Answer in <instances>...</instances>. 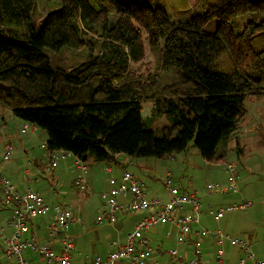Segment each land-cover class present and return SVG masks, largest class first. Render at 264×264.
<instances>
[{
  "label": "trees",
  "instance_id": "obj_1",
  "mask_svg": "<svg viewBox=\"0 0 264 264\" xmlns=\"http://www.w3.org/2000/svg\"><path fill=\"white\" fill-rule=\"evenodd\" d=\"M54 1L58 7L35 20L37 0H0V110L45 131L46 151L109 162L119 153L162 157L192 141L213 161L247 114L244 102L261 100L264 108V46L251 45L264 41V0H198L200 10L179 21L156 2ZM143 38L163 43L151 73L133 66L145 56ZM65 45L85 47L87 58L70 69L53 67L43 48ZM170 68L181 78L155 92L158 72ZM142 100L154 101L172 124L149 129ZM0 203L8 211L1 190Z\"/></svg>",
  "mask_w": 264,
  "mask_h": 264
},
{
  "label": "rangeland",
  "instance_id": "obj_2",
  "mask_svg": "<svg viewBox=\"0 0 264 264\" xmlns=\"http://www.w3.org/2000/svg\"><path fill=\"white\" fill-rule=\"evenodd\" d=\"M130 1H146L147 3H157L162 6L171 19L174 21L188 18L193 12L199 11L198 0H130ZM59 3L54 0H37V9L33 13V18L38 20L40 16L48 11L57 8ZM191 13V14H190ZM216 26V21H211L207 26V30H213ZM233 27H236L235 23ZM145 56L142 61L133 64L134 68L141 67V71L151 73L154 68L155 58L159 48L163 45L159 43L152 46L147 44L143 38ZM252 49L258 50L264 46V41L253 39ZM43 52L49 57L50 64L53 67H62L70 69L87 58V49H75L70 46H61L58 49L43 48ZM145 68H150L145 69ZM181 78V74L173 68L165 71H159L155 79L154 90L158 92L160 87L166 83H171ZM264 99V98H263ZM244 106L248 108V112L241 119L233 137L227 141H222L217 146V155L223 154L222 160L215 159L213 161L204 160L197 147L191 141L188 147L180 152H174L162 157H133L132 162L126 165V169L138 177L146 187L149 196H153L160 201H164L170 186L183 188L189 191L200 190L206 186L208 182H214L215 178L224 175L220 166L221 161L237 160L239 163L238 171V192L225 194H206L202 197L204 212L201 218V223L209 229L220 228L226 233L237 235L248 239L252 248L258 256L264 258V203L259 200L264 196V145L258 146L260 138L264 137V131L259 132L258 126H264V108L262 101L246 100ZM0 114V167L3 169L4 175H7L11 181L18 184L14 185L23 190L24 187L30 186L32 183L35 187H42L43 192L40 193L45 199L51 203L60 204L68 209L72 208L69 203L75 201L78 197L80 201L86 199L88 214L86 216V224L81 230H73L71 227L68 233L73 238L75 249L73 253L82 256L83 259L90 261L95 257H104L108 253L107 243L112 240L110 247L113 248V241L123 238L129 228H122L116 222L103 223L96 225L94 223L97 210L96 207L101 200V194L106 190V176L103 172H99L96 177V184L90 185L91 193L87 197L81 196L82 192L87 193L86 189H81L77 186V176L81 175V169L76 164H73L72 156L65 153L64 160H61L54 168L46 169L42 165H35L34 159H41L44 150L40 148L41 144L46 142L47 134L45 131L38 129L36 133H31L28 129L27 133L20 137L18 134L23 125H30L29 122H22L19 128V120L11 115L10 110L1 109ZM140 112L142 119L147 127L153 131H159L164 127L172 124L171 119L164 113L155 109V103L152 100H142ZM13 116V117H12ZM30 127V126H29ZM21 134H23L21 132ZM33 134V135H32ZM238 136L240 147L243 153H237L233 146ZM31 137V138H30ZM20 139H28V143L20 142ZM23 141V140H22ZM11 146V147H10ZM12 150L9 159H2V155L9 148ZM42 154V155H41ZM87 160V159H86ZM86 160H84L85 165ZM124 161V158L120 159ZM113 164L114 162L111 161ZM47 163V161H46ZM102 168L105 166V161H100ZM112 167V166H111ZM26 169L29 172H26ZM68 169L70 171H68ZM38 181H30L37 180ZM27 181H30L29 183ZM167 186V188L165 187ZM167 192H166V190ZM36 190V189H35ZM81 194V195H80ZM246 200L255 201L254 204L246 208L226 209L220 220L216 221L211 217H206L205 211L209 206L216 208L218 206L227 205L226 203L241 204ZM209 203V204H208ZM206 206V207H205ZM76 210V209H75ZM78 215V211H75ZM83 218V217H82ZM84 220V218H83ZM115 223V225H114ZM114 226H111V225ZM88 225V229L85 226ZM131 229V228H130ZM168 247H174L172 239L169 240ZM172 245V246H170ZM226 257L228 260H234L237 256L234 255V248L228 243L225 245ZM167 247V248H168ZM182 247V245L178 246ZM166 249V248H165ZM201 249V248H200ZM202 250L205 252V247L202 245ZM203 254V253H202ZM213 248L211 247L210 261L213 260ZM206 258V257H205ZM208 259V260H209ZM1 264H12L10 261L1 260Z\"/></svg>",
  "mask_w": 264,
  "mask_h": 264
},
{
  "label": "built area",
  "instance_id": "obj_3",
  "mask_svg": "<svg viewBox=\"0 0 264 264\" xmlns=\"http://www.w3.org/2000/svg\"><path fill=\"white\" fill-rule=\"evenodd\" d=\"M29 126L23 125L20 131L26 133L28 129L31 131L35 129L33 124ZM41 146L44 147V144ZM11 151L10 148L7 149L2 159H9ZM65 153L64 150L50 151L49 166H55ZM236 161H223V168L227 173L225 181L209 182L202 192L170 186L169 197L165 201L147 197L143 185L130 171L123 170L120 174H115L111 165L105 166V171L109 173L110 187L101 193L102 201L94 223L100 225L114 222L118 210L148 213L134 224L123 241H113V248L104 258L95 257L89 264H264V258L256 257L248 239L229 235L220 228L209 229L201 224L204 193L238 192L239 175ZM75 164L79 166L81 172L86 168L83 160L78 157ZM26 172L29 171L26 169ZM76 180L77 186L86 189L81 175ZM0 190L3 202L8 207L6 221L0 223V262L4 259L12 264H30L25 255L27 250L35 252L46 264H74L71 258L74 243L68 233L69 226L75 221L72 210L49 202L37 190H19L8 176L1 173ZM120 196L125 198V202L119 200ZM259 202L264 203V196ZM254 203L253 200H246L241 204L229 203L216 208L209 207L206 212L218 221L226 209L246 208ZM48 215L49 219L45 223L46 237L40 242L37 239V229L30 228L31 221L36 217ZM169 222L176 224L183 238H179L177 246L162 251L151 245L146 231L154 225ZM194 225L201 228L194 229ZM203 233L207 234V238H213L214 263L206 259L200 249L199 242ZM180 241L185 242L187 247L191 246V252L187 249L181 251L178 247ZM51 242H59V248L52 247ZM227 242L237 249L238 253L234 260H228L226 257ZM160 253L166 255V260H159L156 254Z\"/></svg>",
  "mask_w": 264,
  "mask_h": 264
},
{
  "label": "crops",
  "instance_id": "obj_4",
  "mask_svg": "<svg viewBox=\"0 0 264 264\" xmlns=\"http://www.w3.org/2000/svg\"><path fill=\"white\" fill-rule=\"evenodd\" d=\"M9 113H11V112H9ZM0 114L2 115L3 114V117L5 118V112H3V113H1V110H0ZM12 115V114H11ZM13 117V116H12ZM15 119H17V118H15ZM20 122H19V124H17V125H19V128L21 127V124H22V120H20V119H18ZM39 128L38 127H35V129L34 130H32L31 131V133H36L37 132V130H38ZM31 130V129H30ZM39 131V130H38ZM27 133V132H26ZM20 137H23V135H25V133H23V134H21V132L18 134ZM33 135V134H32ZM31 138V137H30ZM23 140V141H22ZM20 139V142H23V143H28V139ZM42 145V144H41ZM11 147V146H10ZM10 147H8V148H10ZM40 148L42 149V150H44V154H43V157L45 158V162H41V159H37V158H35L34 159V164L35 165H42V167L43 168H46V169H52V168H54L61 160H64V159H66L65 158V156L63 157V158H61L59 161H58V163L55 165V166H49V151H46L45 149H44V147H42V146H40ZM42 155V154H41ZM74 156V155H73ZM70 158H72V162H73V164H75V159H76V157L74 156V158L72 157V156H70ZM121 158H124V161H121L120 159ZM132 158H133V156H128V155H125V154H122V153H119V154H115L114 155V158H113V162H114V164L111 162V161H109V162H107V161H105L106 162V164H105V166H107V165H111L112 166V172L113 173H115V174H120L123 170H125L126 169V165L130 162H132ZM219 160H222V158H220ZM46 161H47V163H46ZM84 162V161H83ZM237 162V167L236 168H238V161H236ZM85 164V163H84ZM86 164L87 165H85L86 166V168H85V170L84 171H82L81 172V176H82V178H83V180H84V182H85V184H86V188H87V193H86V196H85V193H81L80 195L81 196H83V197H87V195H90V193H91V189H90V185L93 187L95 184H96V177L99 175V172L101 171V172H103L104 173V175L106 176V185H107V188H106V190L110 187V182H109V173L108 172H106L105 171V166L102 168V165L100 164V162H98V161H95V160H93L92 158H88L87 160H86ZM220 166L221 167H223V161H221L220 163ZM76 165V164H75ZM68 171H70L69 169H68ZM222 171L224 172V175L223 176H221V177H219V178H215V181H225V179H226V175H227V173H226V171L224 170V168H222ZM238 172V171H237ZM0 173L1 174H3L4 175V173H3V169L0 167ZM7 176V175H6ZM78 177V176H77ZM138 178V177H137ZM139 179V178H138ZM30 181H35V182H37L38 181V178H37V180H30ZM30 181H27L28 183L30 182ZM139 181H140V179H139ZM16 185L18 184L17 182H15V181H13ZM141 182V181H140ZM213 182V181H212ZM209 183V182H208ZM141 184L143 185V188H144V191H145V194L147 195V197H151V198H154L153 196H149L148 195V193H147V191H146V187L144 186V184L141 182ZM166 188H167V186H165ZM23 189H36L37 191H39V192H43V189H42V187H35V186H33V184L31 183L30 184V186H27V187H24ZM105 190V191H106ZM166 190V189H165ZM204 190V187L202 188V191ZM197 191H199V192H201L200 190H198L197 189ZM166 192H167V190H166ZM231 193V192H230ZM101 194V193H100ZM75 195H77V198H75V201H73V202H70L69 201V203H71L72 204V208H74V209H70V210H72V212L74 213V215H75V221L69 226V228L71 227L73 230H79V229H83L84 227V225L86 224V216H87V214H88V208H87V206H86V203H88V201L86 202V199L84 200V201H80V199L81 198H79L78 197V195L79 194H76L75 193ZM205 195V194H204ZM101 197V196H100ZM166 197L168 198L169 197V192H167V194H166ZM203 198H204V196H202ZM158 198V197H157ZM166 198V199H167ZM165 199V200H166ZM119 200L121 201V202H125V198L123 197V196H120L119 197ZM164 200V201H165ZM100 203H101V201L98 203V205H97V207H96V209L95 210H97L98 209V207L100 206ZM209 204V203H208ZM226 204H228V203H226ZM203 207H204V205H203ZM202 207V208H203ZM206 207V206H205ZM209 207H212V206H209L208 205V208ZM66 208H67V206H66ZM207 208V209H208ZM76 209V210H75ZM207 209H206V211H207ZM75 211H78V215H76L75 214ZM205 211V216L206 217H211L212 219H214L211 215H209L207 212ZM203 212H204V208H203ZM146 213H148V211H144V212H142V211H140V212H130V211H126V210H118L117 211V215H116V219L114 220V222L116 221L118 224H119V226L120 227H122V228H129V230H130V228H133V226H134V223H135V221L139 218V217H141V216H143L144 214H146ZM7 214H8V211L4 208V205L2 204V203H0V222H3V221H5V219H6V216H7ZM179 215V214H178ZM84 218V220H83V218ZM202 217H203V213H202ZM49 219V215L48 216H40V217H38V218H35L33 221H32V224H31V226L33 227V228H36L37 229V231H38V236H37V239L40 241V242H43L44 241V239H45V237H46V228H45V223H46V221ZM115 222V223H116ZM115 223H114V225H115ZM202 224V223H201ZM101 225V224H100ZM111 225V224H110ZM114 225H111V226H114ZM197 227V226H196ZM196 227H195V225L193 226V228L194 229H196ZM85 228L86 229H88V225H86L85 226ZM69 230V229H68ZM128 230V231H129ZM128 231H126V233L128 232ZM126 233L124 234V236H123V238H118L119 240H121V241H123L124 240V238H125V236H126ZM148 236H149V239H150V243H151V245L153 246V247H156V248H159V249H161L162 251H163V249H165V248H167L168 246H169V240H171L172 239V241H173V244L172 245H174L175 244V246H177V242H179L178 240H179V238H183V236H182V234L180 233V231H179V229H178V227L176 226V224L175 223H172V222H169V223H161V224H158V225H156V226H154V227H152V228H150L149 230H148ZM229 234V233H228ZM229 235H231V234H229ZM234 236V235H233ZM202 239L200 240V242H199V245H200V248H201V251H202V253H203V255H204V257H206V259H209V257H210V252H211V247H212V244H211V241H209V240H207V238H204V234H202ZM72 240H73V238H72ZM112 242V240L111 241H109L108 243H107V250H108V253H109V251L111 250V247H110V243ZM74 243V242H73ZM232 248H234V255H236L238 252H237V249H236V247H234V246H232L229 242H227ZM51 244V246L52 247H54L55 249H58L59 248V242H51L50 243ZM172 245H170V246H172ZM180 245H182V247H179V249L181 250V251H184V250H188L189 252H191V250H192V247L190 246V247H187V245H186V243L185 242H183V241H180ZM179 245V246H180ZM202 245L205 247V252L202 250ZM225 245H226V243H225ZM74 249H75V246H74V248H73V251H74ZM73 251L71 252V258H72V261H73V263L74 264H89V262L91 261H88L87 259H83L82 258V256H80L79 254H77V253H73ZM107 253V254H108ZM106 254V255H107ZM25 255H26V258L28 259V261H29V263L30 264H46V262H44V261H41L40 260V258L38 257V255L35 253V252H33V251H31V252H29V251H25ZM106 255H104V257L106 256ZM156 256L159 258V260H161V261H163V260H166V255L165 254H162V253H160V254H156ZM104 257H101V258H104ZM210 260V259H209Z\"/></svg>",
  "mask_w": 264,
  "mask_h": 264
}]
</instances>
